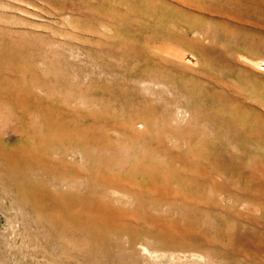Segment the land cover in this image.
I'll use <instances>...</instances> for the list:
<instances>
[{
  "label": "rangeland",
  "instance_id": "rangeland-1",
  "mask_svg": "<svg viewBox=\"0 0 264 264\" xmlns=\"http://www.w3.org/2000/svg\"><path fill=\"white\" fill-rule=\"evenodd\" d=\"M261 59L264 0H0V264H264Z\"/></svg>",
  "mask_w": 264,
  "mask_h": 264
},
{
  "label": "bare ground",
  "instance_id": "bare-ground-1",
  "mask_svg": "<svg viewBox=\"0 0 264 264\" xmlns=\"http://www.w3.org/2000/svg\"><path fill=\"white\" fill-rule=\"evenodd\" d=\"M171 53L170 54H175L177 55L178 53L177 52H173V51H170ZM180 57V56H179ZM259 61V60H258ZM257 61V62H258ZM253 62V61H252ZM258 65L261 67V66H264V59H261L259 62H258Z\"/></svg>",
  "mask_w": 264,
  "mask_h": 264
}]
</instances>
